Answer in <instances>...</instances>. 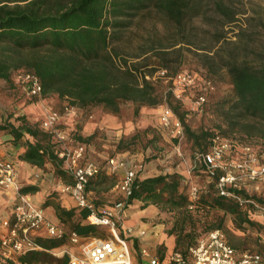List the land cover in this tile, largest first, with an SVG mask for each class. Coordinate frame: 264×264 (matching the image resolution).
I'll list each match as a JSON object with an SVG mask.
<instances>
[{
	"label": "trees",
	"instance_id": "1",
	"mask_svg": "<svg viewBox=\"0 0 264 264\" xmlns=\"http://www.w3.org/2000/svg\"><path fill=\"white\" fill-rule=\"evenodd\" d=\"M197 18L212 25L213 31L196 27L193 20ZM145 21H150L156 31L144 39L140 37L143 40L140 52L125 53L123 46L129 43V34ZM237 22L244 27L240 25L228 37L224 27ZM158 26L163 33L157 31ZM253 26L264 31V14L252 11L246 15L225 0H0V80L10 84L12 71L23 69L39 79L42 97L56 95L77 109L100 108L114 116L122 104L131 103L136 115L142 107H154L162 99L158 87L146 79L152 74L147 69L152 60L149 55L156 65L168 67V58L185 48L194 52L205 69L206 74L199 75L201 78L208 79L223 71L230 87L227 94L212 104L211 113L216 121L210 127L192 132L183 125L193 151L192 159L208 151L212 139L220 136L252 145L264 161V44L250 30ZM213 92L199 114L206 111ZM179 109H183L182 105L172 107L183 123ZM16 119L19 125L7 121L0 129L12 137L14 144H19L25 135L33 138L34 141H24L19 159L37 167L49 161L55 175L70 183V175L58 158L51 137L29 125L24 116ZM192 175L203 179L194 200L188 197L187 179L177 172L137 176L125 211L137 201L142 203L141 210L152 205L170 212L172 225L167 234L177 232V245L190 241L197 229L188 206L217 218L205 228L208 231L222 229L226 217L236 230L264 232V224L251 218L257 213L253 204L220 196L215 187L216 177L209 176L203 166L194 169ZM115 181L114 174L101 168L89 179L86 191L110 188ZM35 190L27 186L19 191L24 194ZM238 194L243 201L264 206V198L260 196L246 191ZM75 210L58 213L55 209V213L61 222L77 216L76 221L68 223L69 231L80 236H102L97 227L84 223L86 210ZM205 229L198 236L206 234ZM62 242L48 239L39 244L50 250ZM190 245L194 244L186 242V247ZM49 261L67 264L68 258L56 259L45 250L20 255L15 262L0 256V264Z\"/></svg>",
	"mask_w": 264,
	"mask_h": 264
},
{
	"label": "built area",
	"instance_id": "2",
	"mask_svg": "<svg viewBox=\"0 0 264 264\" xmlns=\"http://www.w3.org/2000/svg\"><path fill=\"white\" fill-rule=\"evenodd\" d=\"M13 79L25 89L28 96L41 97V83L32 72L17 71ZM146 79L159 80L165 84L164 99L170 97L182 104L187 101L188 104L183 109L188 115L201 113L208 95L215 89L211 80L203 79L189 70L169 74L165 69L159 68L152 77L147 76ZM76 114V108L70 105H66L60 114L46 109L40 126L60 145L57 156L62 160L63 167L71 178L70 183L60 187V192L69 195L77 209L88 212L84 219L85 224L106 231L101 234L102 236H80L47 221L43 209L32 206L24 194L20 193L21 187L15 184L17 165L12 160L0 156V190L15 187L17 194V202L9 216L0 223L2 229L0 256L4 259L10 260L11 257L36 251L38 246L34 234L42 230L46 237L66 239L75 247L73 253H67L69 255L67 264H134L128 242L133 228H124L123 219L131 185L142 173L143 164L135 162L115 184V190L122 195L120 200L110 206L97 207L89 197L86 187L89 179L98 173L99 168L91 162L84 161L85 150L81 144L67 148L66 136L57 126L62 115L74 117ZM158 121L161 129L175 139V154L182 158L180 143L185 134L183 123L168 104L162 106ZM235 149L240 150V155L236 159H228L227 155ZM195 160L196 164L192 170L203 166L209 176L216 177L215 187L220 196L236 199L241 204L245 202L253 204L257 208V213L264 215V206L251 200L243 201L238 194L246 191L264 198V161L260 160L259 154L250 145L239 144L231 138L215 136L210 149L198 154ZM106 163L111 173H116L123 166L122 162L114 158L108 159ZM197 194V187L190 186L188 191L190 200L196 199ZM188 208L192 209L193 206ZM144 235V230L138 231L139 237ZM64 253L62 251L60 255ZM140 257H148V264H264V255L261 253L248 251L237 255L219 229L210 230L199 237L184 254L173 251L161 260L158 256L149 254L146 249H141Z\"/></svg>",
	"mask_w": 264,
	"mask_h": 264
},
{
	"label": "rangeland",
	"instance_id": "3",
	"mask_svg": "<svg viewBox=\"0 0 264 264\" xmlns=\"http://www.w3.org/2000/svg\"><path fill=\"white\" fill-rule=\"evenodd\" d=\"M230 6L236 7L238 11H244L246 15H251L252 11H257L264 14V0H225ZM211 15V13H209ZM193 24L199 29H205L213 31V26L206 24L200 18L194 19ZM240 25L243 26L242 22H237L235 25L226 26L224 29L227 31V36L232 37L234 33L239 30ZM244 27V26H243ZM163 33L161 26H158L157 31ZM255 36L259 38L264 44V31L261 30L258 26H253L252 29ZM156 29L152 28L150 21H145L140 24L139 28H133L131 34H129V43L125 44L123 47L125 53L135 54L140 52V45L143 43L144 38L148 34L155 32ZM140 37H143L142 39ZM233 39V38H232ZM152 60H150L151 66L147 69H150L152 77L155 71L159 68L165 69L169 74L176 73L181 70L193 71L198 75L206 74L205 69L202 68L201 62L196 57L194 52L187 49L181 50L180 54H175V56L169 57L168 67H162L161 65H156L154 58L149 55ZM23 70V69H19ZM15 71L11 73V83H6L3 80H0V125H3L5 122H11L15 125H19L17 117L24 116V119L32 126L40 128V121L46 109H51L52 111L58 112L62 110L66 105H68L67 100L60 99L56 95H48L46 97H30L28 96L25 89L15 83L14 81ZM212 81L214 85V92L208 99V104L206 105V111L203 114L188 115L184 109H179V113H183L184 124L192 132H197L201 127H210L213 122L216 121L214 115L211 113L212 104L218 100L220 97L227 94L230 90L227 77L223 71L218 72L216 75L210 76L208 78ZM153 83L161 91L162 99L158 105L154 107H142L140 111L135 115L134 106L131 103L122 104L120 107L119 113L116 117L122 122L130 125V133L126 135H120L119 144L117 145V139L107 142L104 141L102 137L93 139L92 143L96 146V149L99 151L106 152L107 156H114V153L121 154L124 150L127 158L136 159L140 161L144 167V174L151 170L153 174H158L161 172L175 171V167H179L180 170L185 171L188 166V161L192 159L193 151H191V144L188 142L186 135L180 143V151L182 158H178L175 154V141L171 139V136L160 129L157 124V119L159 112L164 104L174 107L177 105H183L182 103L175 102L170 97L164 99V89L165 84L159 80L153 81ZM81 117H87L88 115L96 116L101 119L104 115L108 114L100 108H89L82 110ZM179 116V114H176ZM109 121V120H108ZM100 135V134H98ZM134 137V138H133ZM253 141L259 142L257 139ZM81 143L77 138L72 137V140L66 141L65 146L71 148L76 144ZM252 146V145H251ZM255 151L256 148L252 147ZM60 149V147H59ZM257 152V151H256ZM259 153V152H257ZM262 154V153H260ZM90 157H95L89 154ZM240 155V150L235 149L231 151L228 155V159H236ZM19 157V156H18ZM17 158V153L15 154ZM17 162V161H16ZM118 177L115 176V179ZM187 185L190 187L192 185L198 187L202 178L193 176L192 171H190V176L185 177ZM60 179V178H59ZM69 183V182H67ZM66 181L63 184H67ZM61 187V186H60ZM59 187V191H60ZM61 193V192H60ZM89 197H95L94 194H89ZM106 197L110 202L106 204H112L113 202L120 199V196H117L114 193H109L101 196ZM6 203L3 200H0V214L4 212L6 208ZM101 205L100 201L96 203ZM142 203L134 201L130 207H128L124 214L123 225L126 227L133 228V233L129 235L128 242L130 244L131 260L134 264H148L149 258L140 257V249H146L149 254H155L156 249L159 251H164L167 246L163 243L160 245H153L152 242L146 244V241L153 234L151 233L152 227H161L162 231L168 232L172 225V214L170 212L161 211L155 206L151 208H145L141 210ZM6 215H4L5 217ZM214 215H206L204 220H199L196 218L197 228L200 231H204L211 223L216 221ZM65 228L67 227L64 225ZM67 229H69L67 227ZM98 233L102 234L106 229L98 228ZM144 230L145 235L143 237L138 236V231ZM206 232L208 230L205 229ZM252 234H249L245 240L247 244L258 245V241L261 238L256 234L255 230H251ZM205 234L202 232L201 235ZM139 237V238H138ZM133 238L140 239L141 242L137 240L133 241ZM133 242H136V247H133ZM159 254H157L158 256Z\"/></svg>",
	"mask_w": 264,
	"mask_h": 264
},
{
	"label": "crops",
	"instance_id": "4",
	"mask_svg": "<svg viewBox=\"0 0 264 264\" xmlns=\"http://www.w3.org/2000/svg\"><path fill=\"white\" fill-rule=\"evenodd\" d=\"M187 104H188L187 101L184 102L183 107L185 108ZM76 110H77V114L74 117H66L62 115L57 125L59 130L62 131L63 134L66 136V141L69 140L71 141L72 137H75L79 141H81V143L79 144H81L85 150L84 161L93 163L99 169L103 168L106 169L108 172H110L106 163L107 160L110 158H114L117 161L123 163V166L119 168L116 171V173H112L118 177L112 187L107 189H96V190L87 191L88 195L89 194L95 195L94 199L91 197L90 198L97 207L110 206L114 202L112 204H106L110 202V200H108L106 197H101V196L103 195L106 196V194L114 193L122 198L121 193L119 191H116L114 186L117 182H119V180L123 178L125 171L129 167H131L135 162H140V161H136V159H132V158H127L125 150L121 154L114 153V156H107L106 152L104 151L102 152L96 149V146L92 143V141L93 139L96 140L99 137H102L103 139H105L104 141L107 142L113 141L118 138L117 139L118 142L117 145H118L120 142L119 140H121L120 139L121 137L119 136L130 133L131 127L127 123H122L116 116L112 114H106L101 119H99L98 117L92 115H88L87 117L86 116L81 117L80 115H82L81 113L82 111L77 108ZM57 113L59 114L62 113V110L58 111ZM42 120H43V116L41 118V121ZM157 124L160 127L158 119H157ZM39 130L46 133L44 130H42L41 126ZM25 140L34 141L32 137H30L29 135H25L19 144H14L12 141V137L9 134H7L4 130L0 129V156L5 159L12 160L17 165L16 175H15L16 185H18L19 187L31 186L36 188L35 191L24 193V196L26 197L27 201L34 207L42 208L44 211L45 219L47 221L61 226L65 231H69L67 229L69 225L68 223L72 221L73 222L76 221L78 219L77 216L74 215L70 220L65 219L64 222H61L58 220L55 213V209L58 211V213H62L64 211H71V210L76 211L75 209H77L71 197L67 194L60 193L59 191V187L64 185L63 183L65 181L59 179L55 175L53 164L49 161H46L42 167H37L27 162L21 161L19 159L18 156L24 151L23 144ZM51 143L54 145V149L57 152L59 150L60 145L57 144L52 138H51ZM16 153H17V158H15ZM89 154L95 157H90ZM195 164H196V160L195 158H193L188 161V166L186 167L185 171L180 170L179 167H175V171H170L171 169H167V170L168 172H177L179 175L183 177H188L190 176V171H192L193 173L192 168L195 166ZM152 175L155 174H153L151 170L144 174V169H143L142 173L139 176L144 177V176H152ZM0 200H3V202L6 203L5 204L6 208L4 212L0 214V223H1V221H3L9 216L10 211L17 202V194L15 192V187H11L8 190H0ZM98 201H100L103 204L97 205L96 203ZM151 207L153 206L152 205L148 206V208ZM189 211L192 213L195 219L197 218L201 221L205 219L206 216L205 212L201 214L199 211L196 212L193 208L189 209ZM4 215L6 216L4 217ZM251 218H253L255 221H257L260 224H264V215L260 213L253 214ZM64 225H66L67 227L65 228ZM197 225L198 224H195L196 228ZM125 227L126 226H124V228ZM219 230L223 232L227 243L235 250L237 255H240L243 252H248V251L258 252L264 255V232H258L255 229L256 231L255 233L258 234L261 240L258 241V245L255 244L250 245L246 243L247 241L245 240V238H247L249 234H252L251 233L252 231L251 230L240 231L234 229L230 220L226 217L223 224V228ZM186 231H189V226H186ZM199 231L200 230L197 228L195 230V233L193 232L192 235L193 238L190 241H185V243L182 242L179 245H177L176 244L177 237H179L177 232L175 233V235L174 234L168 235L167 232L162 231L161 227L156 226L151 228V233L153 234L146 241V244L152 242L153 245H160L163 243L165 246H167V248L164 251H159L160 249H156L154 251L155 253L154 255L157 256V254H159L158 255L159 259L163 260L168 254H170L173 251H178L183 254L186 253L188 248L192 246L190 245L186 247V242H192V244H194L199 237L203 236V235L198 236ZM1 232L2 229L0 228V233ZM34 238L38 246V249L36 251L45 250L56 259H59L63 256L69 258L68 257L69 255L67 253H73L76 250L75 247L70 245L66 239H63L62 244L59 245L58 247L52 248L50 250H46L41 246V244H39V242L46 241L52 238L46 237L42 230L34 234ZM132 240L133 241L137 240L138 242H141L140 239L137 238H133ZM62 251L65 252L64 255H60ZM53 253L57 255H54ZM17 257L19 256L11 257L10 260L15 262ZM46 264H56V262L49 261Z\"/></svg>",
	"mask_w": 264,
	"mask_h": 264
}]
</instances>
